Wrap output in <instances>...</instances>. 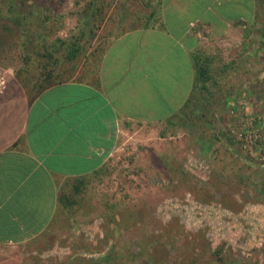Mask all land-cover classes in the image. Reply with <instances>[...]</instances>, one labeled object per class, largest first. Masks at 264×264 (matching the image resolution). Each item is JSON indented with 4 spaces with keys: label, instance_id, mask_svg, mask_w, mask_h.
<instances>
[{
    "label": "rangeland",
    "instance_id": "374dc122",
    "mask_svg": "<svg viewBox=\"0 0 264 264\" xmlns=\"http://www.w3.org/2000/svg\"><path fill=\"white\" fill-rule=\"evenodd\" d=\"M118 2L0 0V61L34 91L81 60L70 42L77 54L100 49L148 10L125 0L129 24H96ZM256 5L206 36L178 110L128 122L49 233L1 244L0 264H264V0Z\"/></svg>",
    "mask_w": 264,
    "mask_h": 264
},
{
    "label": "crops",
    "instance_id": "0c3cea01",
    "mask_svg": "<svg viewBox=\"0 0 264 264\" xmlns=\"http://www.w3.org/2000/svg\"><path fill=\"white\" fill-rule=\"evenodd\" d=\"M139 1L148 10L130 23L119 0L115 16L96 24L131 25L100 49H76L78 64L31 85L34 91L13 64L0 61V245L46 236L73 203L70 191L106 163L117 132L128 122L176 112L192 89V56L206 36H222L257 6L256 0Z\"/></svg>",
    "mask_w": 264,
    "mask_h": 264
},
{
    "label": "trees",
    "instance_id": "16d2710c",
    "mask_svg": "<svg viewBox=\"0 0 264 264\" xmlns=\"http://www.w3.org/2000/svg\"><path fill=\"white\" fill-rule=\"evenodd\" d=\"M67 53H68V56H72L73 55V53H74V48H73V43L72 42H70L69 43V48H68V51H67ZM197 68V67H196ZM47 82H45V83H43V84H46ZM78 186H76L75 185V189L77 190L78 188H77ZM74 203V202H73ZM71 201L69 202V203H67V205L69 204V206L71 205V204H73ZM69 208V207H68Z\"/></svg>",
    "mask_w": 264,
    "mask_h": 264
}]
</instances>
